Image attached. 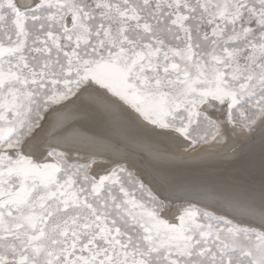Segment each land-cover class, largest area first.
I'll list each match as a JSON object with an SVG mask.
<instances>
[{"label": "snow or ice", "instance_id": "1", "mask_svg": "<svg viewBox=\"0 0 264 264\" xmlns=\"http://www.w3.org/2000/svg\"><path fill=\"white\" fill-rule=\"evenodd\" d=\"M101 91L193 146L258 130L259 222L170 217L124 165L35 154L50 113ZM0 264H264V0H0Z\"/></svg>", "mask_w": 264, "mask_h": 264}, {"label": "bare ground", "instance_id": "2", "mask_svg": "<svg viewBox=\"0 0 264 264\" xmlns=\"http://www.w3.org/2000/svg\"><path fill=\"white\" fill-rule=\"evenodd\" d=\"M79 98L50 114L36 137L41 138L39 148L33 149L36 155L55 147L69 151L72 159L85 162L95 158L93 166L98 173L117 164L128 165L171 202V209L184 201L196 202L248 223L259 222L262 200L258 130L254 134L229 130L224 141L194 148L190 141L150 125L102 91L84 93ZM226 201L234 204L225 206ZM248 210H254L256 216L241 215Z\"/></svg>", "mask_w": 264, "mask_h": 264}, {"label": "rangeland", "instance_id": "3", "mask_svg": "<svg viewBox=\"0 0 264 264\" xmlns=\"http://www.w3.org/2000/svg\"><path fill=\"white\" fill-rule=\"evenodd\" d=\"M17 2V1H16ZM77 98V100L79 99V96L78 97H76ZM76 98H74L73 100H75ZM76 100V101H77ZM72 101V100H71ZM70 102V101H69ZM69 102H67V103H65V104H68ZM64 104V105H65ZM70 105V104H69ZM127 111H129V109H127L126 107H124ZM56 110V109H55ZM135 113V112H134ZM51 114V113H50ZM50 114L48 115V117H47V119H46V121L44 122V126L47 124V122H48V120H49V116H50ZM135 114H137V113H135ZM44 128V127H43ZM41 131V130H40ZM40 131H38L37 132V135H38V133L40 132ZM37 137V136H36ZM41 140V138L40 139H36V141L34 142V145H33V149H38L39 148V146H38V144L41 142L40 141ZM38 141H40V142H38ZM43 142V141H42ZM199 146V145H198ZM194 148H196L197 146H193ZM81 162H83V161H81ZM85 162H88V161H85ZM122 165V164H121ZM124 165V164H123ZM129 171H131L138 179H140V180H142L143 181V183L146 185V187L148 188V189H150V191L152 192V193H154V194H156L157 196H160L161 197V195H159V193L157 192V190L153 187V186H151L146 180H145V178L142 176V174L141 173H139V172H137V171H135V169H132V167H130V166H128V165H124ZM93 172H94V174H96V175H101V174H104L106 171H103V172H101V173H98L96 170H95V167L93 166ZM98 173V174H97ZM162 198V197H161ZM186 203V204H185ZM189 203H192V204H195V205H197V206H199V207H201V208H205V207H203V206H201L200 204H196V202L194 203V202H189V201H184V202H181V203H179L178 204V206H177V208H175V209H171L170 208V210L168 209V210H166V215H168V216H175L176 214H178L179 213V211L184 207V206H186L187 204H189ZM178 209V210H177ZM173 211H174V213H173ZM174 214V215H173ZM248 223V222H247Z\"/></svg>", "mask_w": 264, "mask_h": 264}, {"label": "water", "instance_id": "4", "mask_svg": "<svg viewBox=\"0 0 264 264\" xmlns=\"http://www.w3.org/2000/svg\"><path fill=\"white\" fill-rule=\"evenodd\" d=\"M80 99V98H79Z\"/></svg>", "mask_w": 264, "mask_h": 264}]
</instances>
